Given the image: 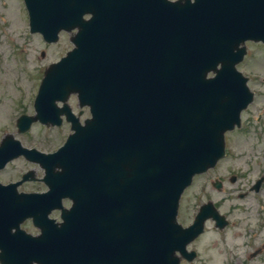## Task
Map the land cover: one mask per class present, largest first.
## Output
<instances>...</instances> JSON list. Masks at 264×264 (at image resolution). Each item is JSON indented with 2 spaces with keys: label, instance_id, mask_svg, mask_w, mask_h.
<instances>
[{
  "label": "water",
  "instance_id": "1",
  "mask_svg": "<svg viewBox=\"0 0 264 264\" xmlns=\"http://www.w3.org/2000/svg\"><path fill=\"white\" fill-rule=\"evenodd\" d=\"M146 1L134 0L133 14L118 15L117 32L114 0H24L31 31L46 41H56L62 29L77 31L74 49L44 72L37 115L20 119V130L36 120L59 125L55 101L70 93L89 106L91 118L73 126L50 155L22 150L8 138L2 142L0 166L31 154L46 170L49 192L19 199L1 192V263L73 264L83 256L101 264L107 245L109 264H117L119 234L121 255L134 254L135 264H179L175 251L184 253L202 230L197 217L209 208L181 229L178 200L196 173L223 156V134L239 124L252 98L234 67L240 55L234 43L253 26L254 37L264 39V0H178L156 8ZM209 72L215 76L207 78ZM63 197L73 201L75 220L59 227L47 215ZM27 217L40 229L32 239L19 231ZM78 225L85 240L72 243L67 230ZM12 228L17 232L10 234Z\"/></svg>",
  "mask_w": 264,
  "mask_h": 264
},
{
  "label": "rangeland",
  "instance_id": "2",
  "mask_svg": "<svg viewBox=\"0 0 264 264\" xmlns=\"http://www.w3.org/2000/svg\"><path fill=\"white\" fill-rule=\"evenodd\" d=\"M28 33L30 34L28 15L22 0H0V138L5 133H11L15 138L18 137L22 144L27 147L34 146L38 150L50 152L60 147L65 140L68 133L65 125L47 129L40 124H36L25 134H17L13 123L17 116L25 113L32 114V101L37 94L36 90L41 80L40 76L49 63L55 62L61 53L68 50V35H62L56 44L45 47L40 43L38 36L28 37ZM260 51L255 50L254 53L259 54L252 57V59L249 57L247 63L240 67V70L245 75L253 78L264 75V48L260 49ZM260 89L261 92L264 91V88ZM261 110L264 113V93L256 100L255 105L248 114H245V117L249 118L250 115L255 117V114L261 113ZM251 125L255 130H258V133H264V120L260 128L254 126V121H252ZM255 135L257 134L254 133L253 128H250L248 133L241 130L239 133L236 132V134L229 135L228 156L216 170L210 171L208 175L197 177L194 181V186L185 194L186 197L183 200V207L187 210L184 217H187V213L190 212L188 207H190L192 212L195 210L193 206L198 202L194 199V196L200 195L199 193L205 194L208 198H212L213 201L220 198V208L228 212L231 218L240 220L239 227L234 226L228 230L226 235L227 244L241 245V249L244 243H249L252 246L264 244V227L260 228L259 232L254 229L260 227L258 224L254 225L256 219L259 218L260 221H264V184L259 192L260 194H255L256 198L261 197L262 199L263 213L257 215L253 212L250 215V213H240L237 210L236 212L231 211V207L242 208L243 206L246 207L245 211L247 212L249 210L254 211V207L257 205V199H252L251 195L239 199L237 191L238 188H241L240 190L242 191L252 184L258 173L257 170L262 166L264 167V135L262 140H259L263 144L256 143L258 139ZM23 162L17 159L13 162L14 166L11 168H25L26 164H23ZM37 173L40 175L41 171ZM232 174L237 175L239 179L234 183H229L227 179ZM219 176L225 177V183H227V188L231 192L229 198H221L222 195L211 193L209 186L201 189V186L205 185L209 178ZM203 201H205L204 198L201 199V202ZM247 223L249 225H246ZM255 232L256 237L253 238ZM234 234H239V236L236 237ZM214 236L210 232L203 240L209 242ZM212 240L214 241L215 239ZM222 247L218 243L217 249H208L206 251L205 257L209 259L210 264H225V250L223 251ZM217 250H221L222 253ZM237 255H239L240 259L243 258L241 252H237ZM249 264H264V254L258 256L256 261Z\"/></svg>",
  "mask_w": 264,
  "mask_h": 264
},
{
  "label": "flooded vegetation",
  "instance_id": "3",
  "mask_svg": "<svg viewBox=\"0 0 264 264\" xmlns=\"http://www.w3.org/2000/svg\"><path fill=\"white\" fill-rule=\"evenodd\" d=\"M15 1V0H14ZM154 3H159L161 0H152ZM133 2L131 0H129V2L126 1L125 3V9H127L128 11H133ZM114 8H118L117 6H114ZM64 36V35H63ZM68 42H69V38H68ZM43 45L49 46V45H53V44H44ZM69 48H71L70 42L68 43ZM239 47H244L245 48V55L242 58V61L240 63L237 64V67L240 68L242 65H245L247 63V59L249 60V57H255V55H258L257 53H254V51H260V49L264 48V43H262L261 41H253L251 39H246L245 42L240 43ZM68 50L64 51V53H61L59 55V57H61L62 55H64ZM131 51V50H130ZM261 52V51H260ZM58 57V58H59ZM57 58V59H58ZM249 68V67H248ZM248 85L250 87V89L252 90V92L254 93V100L251 103V105H249V107L243 111L241 113V125L239 126V129H234L233 131H230L226 134V138H227V144H226V156L225 158L228 156V150H227V145L228 142L230 140L229 135L232 134H236L241 132V130L243 132L248 133L250 128H253L254 133L257 134L255 135L256 138L258 139L256 143H261L263 144L262 140L264 133H258V130H255V128L251 125L252 121H254V126L260 128L262 121L264 120V113L263 110H261V113H256L255 117H253L252 115H250V117H245V114H248V112L250 111V109L255 105L256 100L260 97V95L263 92H261L260 88H264V76H259L257 78H253V77H249L248 76ZM22 97H24L23 95H21ZM20 97V98H22ZM67 101V105L70 109L71 112H73L77 117L80 118V121H82L84 118H86L88 116V111L86 108H82L79 109L77 107V100H75V96L70 95L68 97ZM59 109L62 106V103L58 104ZM24 110V109H23ZM25 112V111H24ZM62 125H65L66 128L69 129L70 125L69 123H67L65 121V117H63L62 120ZM21 159H23L22 157H20ZM224 158V159H225ZM223 159V160H224ZM264 159V158H263ZM24 160V159H23ZM223 160H220L218 162V164L211 169H208L204 174L198 175L199 176H205L208 175V173L210 171H214L218 168V166L220 165L221 162H223ZM23 164L25 165V168H11L12 166H14L13 162L7 163L6 166H4L3 168L0 169V185L1 186H7L8 184H14L15 185V192L19 195V196H30L33 195V193H41V192H45L46 187L44 185V182L41 180V175L42 173H40V175L37 173L39 171H41L40 169H38V167H36V165L32 164L30 165V161H24ZM28 166V167H27ZM31 166V168H30ZM248 169V168H247ZM32 171V173H31ZM258 173L256 175V177L253 180V183L250 184L248 187H246L245 189H243L242 191L240 190L241 188H238V198L242 199L243 197H248V195H251L252 199H255L256 196L255 194H260L259 192L262 190L263 184H264V167H260L258 170ZM196 177V178H197ZM239 177L237 175H230V177L227 179V182L229 183H234L236 182V180H238ZM225 177L223 176H219V177H213V178H209L206 182L205 185L201 186V189H204L206 186H209L210 188V192L217 194V195H222L221 198L223 197H230V193L229 192V188H227V183H225ZM257 182H259V188L257 190H254V186L255 184H257ZM202 192V191H201ZM200 195L194 196V199L198 202L197 204H195L194 207V211L192 212L190 207H188V210L190 212H188V216L184 217L185 215V211H187L184 207H183V200L185 199L186 195H183L180 205H179V212H178V219L180 221V223L184 226L187 227V225L191 224L194 220V216L196 215V213L198 212V209L200 208L201 205L208 203V206H210L209 208V214L207 216V218L204 220L203 223V231L199 234L198 237H196L195 239H193L190 243H188V245L186 246V250L189 252H194L195 253V257L193 259H190L189 261H187L186 258H181L180 263L181 264H196V263H202V264H210L209 259L206 258V251L209 249H217L218 243H220L223 247L222 250H225V264H249L251 262L256 261V258L258 256H262L264 254V244H258V245H250L249 243H244V245H242V249H241V245H228L227 244V239H226V235L228 230L234 226H240V220L237 218H231V216H229L230 214L228 212L223 211L219 206V202H220V198L216 201H213L212 198H208L205 194L203 193H199ZM18 196V197H19ZM4 197V193L0 192V200H2V198ZM204 198L205 201L201 202V199ZM257 200V205L254 207V211L249 210V212L245 211L246 207H231V211H239L240 213H250V215L254 212L257 215H260L261 213H263V205L261 204V197L256 198ZM63 204L65 206V210L68 211L71 205L70 201L67 200H63ZM60 211H53L50 214V218L51 219H55V221L59 220L60 218ZM217 214H219V216H217ZM249 215V217H251ZM258 217V216H257ZM67 219H69L70 221H73L75 219V216L72 215H68ZM183 220V221H182ZM185 220V221H184ZM259 225V228H254L256 229L257 232H259V229L264 227V221H260V219H256L255 222V226ZM21 228L23 230H25L28 234H32V235H36L37 231L36 228L34 227V225H32V222L30 219H26L24 221L21 222ZM246 225H249V223H247ZM253 227V226H252ZM213 233L215 236L213 238L210 239L209 242H207L206 240H203V238H205V236L208 233ZM70 237H71V242L72 243H82L84 242L85 238L82 236V230L80 228H76V230H70ZM220 236V238H219ZM234 236L238 237L239 234H234ZM256 237V232L253 234V238ZM103 238H105L103 236ZM120 235L118 234V240L120 239ZM235 238V237H234ZM212 239H215L214 241ZM201 242V243H200ZM117 246H118V254H120V259L118 261L117 264H129V262L132 259H126L125 257H123L122 254V243L119 241L117 242ZM219 253H222L221 250H217ZM237 252L240 253L241 252V256H243L242 259H240L239 255H237ZM109 253V248L107 247V245L103 246V249L101 251V256H103V258H101V264H109L108 261V254ZM129 261V262H128ZM73 264H91V260H87V257L84 258L83 256H77V258L73 259Z\"/></svg>",
  "mask_w": 264,
  "mask_h": 264
}]
</instances>
